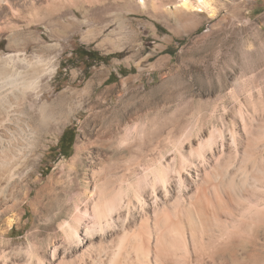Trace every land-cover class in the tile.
I'll use <instances>...</instances> for the list:
<instances>
[{
  "label": "rangeland",
  "instance_id": "374dc122",
  "mask_svg": "<svg viewBox=\"0 0 264 264\" xmlns=\"http://www.w3.org/2000/svg\"><path fill=\"white\" fill-rule=\"evenodd\" d=\"M11 1L17 15L0 2V116L25 165L16 206L1 214L0 264H92L126 231L151 256L264 264V221L246 213L264 189L254 180L264 178V0ZM80 46L109 58L78 57ZM68 128L76 139L63 154ZM106 166L135 184L104 232L91 191ZM196 208L213 228L193 225ZM129 249L116 264H135Z\"/></svg>",
  "mask_w": 264,
  "mask_h": 264
},
{
  "label": "bare ground",
  "instance_id": "6f19581e",
  "mask_svg": "<svg viewBox=\"0 0 264 264\" xmlns=\"http://www.w3.org/2000/svg\"><path fill=\"white\" fill-rule=\"evenodd\" d=\"M77 1H79V0H77ZM132 1H133V7L134 8H141L142 6L145 5V2H146V0H132ZM0 2H2L3 4H5L7 6V8H8L7 12L11 13L12 15L18 14V10L14 6L15 4H13L11 0H0ZM23 2L25 5H29V6L30 5L33 6V4L35 5V3H36L35 0H23ZM66 2H67V0H53L54 7L57 10L64 7ZM180 8L184 9V10H194V9H196V6L194 4H191L188 0H182L180 3ZM197 8H199V7H197ZM8 16H9L8 13H6L5 17L9 18ZM55 69L56 68L54 67L48 72L45 71L42 73V75L46 76V75L50 74V72L55 71ZM42 75H40L39 77H41ZM7 130H9L8 123H4V120L0 116V203L2 202V200H8L9 201L8 202L9 204H7L4 208L0 209V220L2 218L1 214L6 213L8 210L12 209L15 205L14 199L16 198V195H17L16 188H18L17 186L19 184L20 179L22 178L21 175L19 176V174H20L19 171L25 165V162L19 160V158L17 157L16 146H15L16 144L12 143L14 141L12 140L11 142L7 143V141H10V140H8L10 137L7 134L8 133ZM134 145L137 147L138 154L141 155V153L143 151L142 141L137 139ZM132 148L133 147L128 148V153H129L128 155L131 154V156L133 157L132 153H133L134 149H132ZM156 148H158V146H156L155 149ZM78 163H79V161H78ZM78 169H79V165H77L75 172H77ZM117 173L118 172L110 166L105 167V174L102 178H99L98 177L99 174L96 173V176H97L96 187H94V189L91 191L92 192L91 197L95 198L94 205H93V210H94L93 216L95 217V224H96L97 228H99L98 229L99 231L100 230L104 231L105 228L112 226V222H111V218H112L111 214L112 213L115 212L118 214L122 208L129 206L131 204V202L133 201V198H132V196L129 195V192L133 189V184H135V183H132L129 181V179H127V177H128L127 174L121 173L122 175L117 176ZM254 180L256 183H260V182L264 183V178L262 179V178H260V176H259V178H254ZM117 181H119L120 186L115 191L114 190L115 187L113 189H111V188L117 184ZM124 182L127 184L126 187L123 186ZM246 182H248V179L245 181V184H246ZM99 183L101 185H103L105 188L102 190H98L97 185ZM230 186H232V188L235 189V191L237 190L236 184L231 183ZM134 191L135 190H133V192ZM260 191H262V193L256 199L258 201L256 203L255 202L252 203V201H251L250 202L251 204H249V206L246 208V213H247V217H249V218H254V219H259V220L264 221V189H261ZM134 195H137V193ZM195 206H193V207L195 208ZM157 216H158V214H157ZM190 216H191V221L193 222V225L197 226L201 230L207 231L210 228H213L212 227L213 223H212L211 218L203 211V209H200V208L192 209ZM160 222L157 221V224H160ZM154 225H155V223H154ZM90 227L91 226H89V228ZM164 227L166 228L167 226H164ZM110 228H108V229L110 230ZM165 228H163V229H165ZM174 228H175V226H174ZM111 229H115V228L112 227ZM95 230H97V229H95ZM74 231H75L74 233L76 234L77 230L75 229ZM78 231H79V229H78ZM105 231H107V230L105 229ZM223 231H225V229H223ZM87 232L88 231H86L84 238H82V239L80 238L78 240L79 243H77V244L79 246H82L83 243L89 241L90 238H93L92 237L93 233L87 234ZM91 232H88V233H91ZM127 232L128 231L123 233L124 237L121 238V240L118 244V248L116 250L111 251L110 245H106V244H104L105 242L102 241V243H101L102 245L100 247H98L99 250L96 254L97 256L96 255L94 256L95 258L92 260V264H100L101 261L106 260V259L109 260L108 264H116L118 261H121L122 257L129 258L130 257L129 246L131 248L132 247L136 248L135 264H233V263H230L226 260L225 255H224L225 252H219V253L218 252L217 253L216 252L215 253H213V252H206V253L205 252L204 253L199 252V253H196L193 257H187L184 255H179V254H175V253L174 254H166V255L164 253H156L153 256H151L149 254V252H146L143 249L144 243L142 242L143 243V245H142V243L137 242L138 238L136 241L137 243L135 242V240L129 241L127 239L128 237L125 238L127 236V234H129V232L128 233ZM167 232H168V229H167ZM78 233H77V235H78ZM96 233L99 235L101 232L100 233L96 232ZM226 233L227 232H223L222 235H226ZM135 236H136V234L134 235V237ZM95 247L96 246H94V251H95V249H97ZM198 247L200 249L204 248L202 246L201 247L198 246ZM228 250H229V248L227 247L225 249V251H228ZM125 253H126V255H124ZM4 256H5V254H4ZM82 260H83V258L81 259V261ZM84 262L85 261H83L81 264H84Z\"/></svg>",
  "mask_w": 264,
  "mask_h": 264
},
{
  "label": "trees",
  "instance_id": "16d2710c",
  "mask_svg": "<svg viewBox=\"0 0 264 264\" xmlns=\"http://www.w3.org/2000/svg\"><path fill=\"white\" fill-rule=\"evenodd\" d=\"M74 53L78 56V57H86L89 58L92 61H102L103 59H108L109 56L107 57H103L101 56V54L96 51V50H87L86 47L84 46H80L79 48H77ZM114 74H112L109 78V81H112ZM72 129H66L65 132L63 133L60 142H59V149L60 152L64 154V151L66 149L68 150H72L74 143H75V139H76V135L75 133L72 132ZM72 133V134H69Z\"/></svg>",
  "mask_w": 264,
  "mask_h": 264
}]
</instances>
